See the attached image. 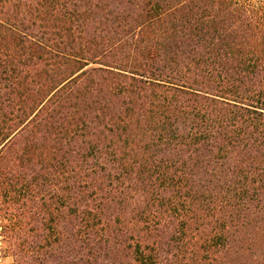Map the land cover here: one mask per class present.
<instances>
[{
    "label": "trees",
    "instance_id": "trees-1",
    "mask_svg": "<svg viewBox=\"0 0 264 264\" xmlns=\"http://www.w3.org/2000/svg\"><path fill=\"white\" fill-rule=\"evenodd\" d=\"M9 264H264V0H0Z\"/></svg>",
    "mask_w": 264,
    "mask_h": 264
},
{
    "label": "rangeland",
    "instance_id": "rangeland-1",
    "mask_svg": "<svg viewBox=\"0 0 264 264\" xmlns=\"http://www.w3.org/2000/svg\"><path fill=\"white\" fill-rule=\"evenodd\" d=\"M11 260L12 259L10 256H7L5 253L0 252V264H9Z\"/></svg>",
    "mask_w": 264,
    "mask_h": 264
}]
</instances>
